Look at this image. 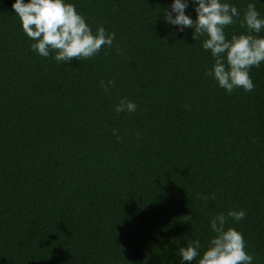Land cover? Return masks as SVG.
<instances>
[{"label": "trees", "instance_id": "obj_1", "mask_svg": "<svg viewBox=\"0 0 264 264\" xmlns=\"http://www.w3.org/2000/svg\"><path fill=\"white\" fill-rule=\"evenodd\" d=\"M13 2L0 0V264H178L229 209L245 210L227 226L264 264V63L251 92L227 94L204 75L205 37L166 23L171 0H70L116 36L58 66L31 50ZM122 97L135 112H115Z\"/></svg>", "mask_w": 264, "mask_h": 264}, {"label": "clouds", "instance_id": "obj_2", "mask_svg": "<svg viewBox=\"0 0 264 264\" xmlns=\"http://www.w3.org/2000/svg\"><path fill=\"white\" fill-rule=\"evenodd\" d=\"M192 6L195 19L186 10ZM12 9L19 17L25 35L32 43L31 50L57 63L71 64L100 53L102 48L111 49L116 34L98 25L95 32L70 0H14ZM168 25L177 32L192 29V38L205 37L201 48L209 52L213 63L205 70L216 84L231 94L234 89L251 92L254 83L250 70L264 63V13L249 0L240 10L229 0H171L164 11ZM239 20L244 32L227 37L225 28ZM105 91L113 80L100 81ZM137 105L130 99L120 98L114 106L117 113H133ZM115 129L113 132L115 133ZM139 135V134H137ZM244 209H229L209 220L211 235L201 251L199 239L188 238L186 247L178 249V264H253V255L246 250V241L236 228L227 226L229 218L239 222L244 218Z\"/></svg>", "mask_w": 264, "mask_h": 264}]
</instances>
